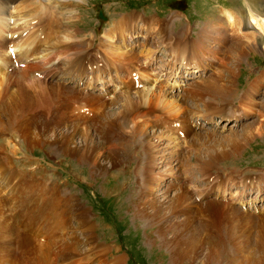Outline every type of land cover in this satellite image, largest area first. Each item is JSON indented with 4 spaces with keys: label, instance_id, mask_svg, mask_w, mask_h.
<instances>
[{
    "label": "bare ground",
    "instance_id": "1",
    "mask_svg": "<svg viewBox=\"0 0 264 264\" xmlns=\"http://www.w3.org/2000/svg\"><path fill=\"white\" fill-rule=\"evenodd\" d=\"M51 1L61 4L63 8L71 7L58 12V19L54 9L41 3L34 6L31 0L0 2V7L3 6L0 8V100L10 95L0 107V120L5 119L0 127L1 133H15L28 148L38 143L53 144L55 148L49 147V150L55 155L59 154L57 151L71 155L91 165V169L96 168V175L99 176L107 173L110 167L117 166L124 158L141 159L137 173L141 180L140 196L137 194L138 201L132 202L128 210L134 221L142 222L145 230L154 229L152 237L145 242L150 244L151 249L152 246L165 249L168 264H264V209L251 207V200L264 199V189L253 184L256 180L241 182L239 186L250 188L238 195L222 175L211 173L221 159L229 157V153H236L245 139L264 135V122L256 120L239 131L232 128L225 130L223 127V132L206 129L192 133L201 120L204 121L201 125L206 126L217 117L232 121L249 115L244 109L246 105L257 107L253 112L264 115V104L257 105L255 101L259 87L256 83H250L243 92L244 97L238 104L243 108L236 113V104L234 106L231 101V92L236 87V73L227 63L234 57L235 60L243 58L248 50L264 49V42L261 46L257 42L260 34L255 30L257 28L264 33V10L257 7L254 10L249 4V18L246 21L254 23V27L248 29L243 27L245 19L242 10L223 7L216 20H208L194 39L189 26L184 28L182 37L179 32L175 35L171 32L170 36L176 37V43L167 41V27L164 31L166 25L163 26L165 22L161 21L160 24L157 17L123 15L104 32L106 40L100 39L97 47H93L94 41L87 38L82 48L83 44L75 39L78 28L73 26L77 22L74 19L77 16L75 8L79 9L80 2L83 4L84 0ZM19 10H24V13L11 15ZM73 10V16L63 17L62 20L61 15L71 14ZM21 21L22 25L19 24ZM157 22L160 24L158 27ZM52 23L56 24V31L63 27L64 36L43 48L53 33V26L52 29L49 27ZM11 24L20 26L11 28ZM135 27L140 29L134 32L139 38L125 46L122 38L134 39L132 31ZM42 29L47 35L41 34ZM223 29L238 41L229 50L220 51V55L224 53L222 72L217 75L211 70L207 76L183 80L181 74L185 72L192 74L205 70L206 64L201 63L200 56H209L211 42L226 43L225 32L223 35L221 32ZM141 30L146 32L144 38L140 37ZM29 36L38 39V45L32 50L26 44ZM115 36H118L122 46ZM149 41H152L151 46ZM156 41L162 46L164 42L169 43L167 47L174 45L170 56L180 60L179 70L170 67V58L167 60L168 67L164 69L162 63L158 70L156 55L151 63L139 59L141 77L136 73L131 75L128 69V74L124 76L112 74V70L106 73L104 66L109 69L111 65L117 73L116 62L122 68H127V59L136 57L137 51L147 58L159 47L155 46ZM132 45L139 49L131 50ZM147 45L148 48H156L148 51ZM8 46L14 48L9 51ZM41 47L42 52L39 51ZM85 49H88L87 56L82 54ZM160 51L165 52L164 49ZM159 59L163 61L164 58L160 55ZM20 61L23 66L19 65ZM65 79L69 82H65ZM175 88L179 94L173 93ZM116 104V107H112ZM178 117L183 119L176 121ZM229 130L231 132L227 133ZM5 134L4 138L11 137ZM0 142V172H3L0 174V205L2 200L19 208L12 215H0V264H39L27 259L26 255L30 253H36L41 264L70 263L64 260L81 254L67 240L56 245L58 229L65 222L67 224L65 220L59 223V217H62L59 212L65 214L69 209H78L79 204L69 205V202L76 203L74 198H70V192H52L49 193L50 202H44V199L38 202L30 194L31 181H24L21 175L18 176L12 168L10 154L3 156L5 148L3 141ZM117 144L120 146L118 149ZM191 152L194 162L190 161ZM196 172L200 178L197 179V176L195 180L192 175ZM2 191L5 195H1ZM44 195L46 192L42 197ZM246 200L247 204L241 207L235 205L236 201L244 204ZM45 203L47 207H44ZM76 216L82 231L88 233L85 243H95L94 225L88 220L86 211L77 210ZM22 220L23 225L19 227ZM39 222L40 226L35 227ZM21 227H24L25 233H21ZM35 228L39 229V236L49 232V236L45 235L46 245L40 243L38 234L34 239L36 247L34 242H30ZM70 235L74 234L67 233V236ZM74 237L68 241H77ZM227 243L232 251L228 259L223 254V247ZM120 258L114 256L111 263L102 259L99 264H121Z\"/></svg>",
    "mask_w": 264,
    "mask_h": 264
},
{
    "label": "rangeland",
    "instance_id": "2",
    "mask_svg": "<svg viewBox=\"0 0 264 264\" xmlns=\"http://www.w3.org/2000/svg\"><path fill=\"white\" fill-rule=\"evenodd\" d=\"M1 1H4V0H0V2ZM31 2H32L31 4L34 6H38V4L41 3L50 9H54L53 11L57 15L58 19L60 18V15L58 14V12H62V9L68 10L71 7V5H68L63 8L61 4L59 5L55 2L53 3L51 0H48V1L31 0ZM217 2L227 3L226 6L229 7V9L231 8L234 10L238 8H242L243 10H245L246 7L248 9L249 4L254 10L256 9V7L264 10V4L262 3L263 2L262 0H249V1L247 0L246 4H245V0H84L83 4L82 2H80L79 4L78 8L80 10L75 8V12L77 16L74 19L77 22L74 23L73 27L78 28L77 33H76L77 37L75 39L81 42V44H83L82 48H84V43H86L85 39L92 38V40L94 41L92 46L97 47V44L100 39L104 38V40H106L107 36L104 35V32L108 28H110L114 22H116L121 17H123V15L129 16V14L132 12H135V13H132L133 17H138V15L143 14V15L148 16L147 18H151L149 17L150 15H156L158 19H164L165 20L164 22H166V23H163V25L164 24L166 25L164 27V31H165V28L167 27L166 36L168 38L167 39L168 42L171 40V42L176 43L177 40L174 39L176 37L172 38L170 36V33L172 32L175 35L179 32L181 33V35L179 36L182 37V34L184 33V28L186 26H189L191 28L190 32H191L192 38L194 39L197 36V32L203 30L202 27L205 26L208 20H211V19L216 20L215 18L217 17V15H219V12H220L219 9L221 7L217 5ZM260 4H262V6H260ZM98 9H102L103 15L106 17L105 20L101 21L97 18ZM177 10H180L181 12ZM22 13H24V10L14 11L11 13V15L14 14L13 16H15V14L20 15ZM73 14H74V10H73V13L71 14L64 13L63 15H61L62 20H63V17H67L70 15L73 16ZM242 15L245 19L243 23V27L244 28L247 27L248 29L250 27H254V23L249 24L248 21H246V19L249 18V10H248V13H245V11H243ZM37 19H35V21ZM19 24L22 25L23 21L19 22ZM20 25L11 24L10 27L13 28V27L20 26ZM49 27L50 29L54 28L53 30H51L53 33L51 34L50 39L47 40V42H45L46 44L42 46L43 48L46 46H49L52 42H58L64 36V33L62 32L63 27L59 28V31H56L55 23L50 24ZM136 30H140V29L135 27L132 33L134 34ZM255 30L259 32L260 34L261 38L257 37V42L261 46L262 42H264V33H262L260 29L255 28ZM221 32H222V35H223V32H225L224 36L226 38V43H219V41L215 40L214 42H211L209 44L210 50H212V51H209L210 52L209 56L207 55L200 56L201 63L206 64L205 70L196 71L192 74L190 73L188 74L187 72H185L181 74V77L183 80H186L187 77L189 79L190 78L195 79L198 77L196 75L200 72L202 74L207 73L206 76L211 72V70L212 71L214 70V72L217 75L220 74L219 72H222V64H223L222 61H224L222 58L224 56V53H222L223 55L222 54L220 55L221 53L220 51L225 52L229 50V47L232 44H236L238 40L234 38L233 35H229L228 30L223 29L221 30ZM38 34H40V32ZM41 34L47 35V33L43 32V29L41 31ZM140 34H141L140 37L144 38L146 32H143V30H141ZM214 35L215 34L213 33L212 39H214ZM115 38L120 43L118 36H115ZM135 38H139L138 34H134V39L132 40H129L128 38L127 39L122 38V39L125 40L124 45L128 46L133 40H135ZM48 42L50 43L48 44ZM149 42H150L149 46H151L152 41H149ZM157 43L158 42L156 41V44ZM26 44H27V47L30 48V50H32L34 47L38 45L37 37L29 36L26 39ZM167 44L164 42L165 46L164 45L162 46V44L155 45L159 47H157V50L149 53L148 55L150 56H148L147 58L142 57V55L140 56L139 54L140 52L137 51L136 57H134L132 60L127 59V63H126L127 68H122L121 65L118 62H116L115 65L117 67V73L115 72L114 70L115 67H113V65L109 66V69L106 68L104 65L103 66L106 70V73H108L107 71L112 70L114 72V73L111 72L112 74L124 76L128 74L127 73V69H128L131 75L135 72L136 74L138 73L137 74L138 77H141L142 70L139 66V63L143 60H146V62L151 63L153 58H155L157 55L158 63L156 64V66L158 70L161 69L162 63L164 64V69L168 67L167 60H169V58H170V61L172 62L170 64V67H173L172 68L173 70H176L177 68L179 70V66L181 65L180 60L173 59L170 56V54L173 52L174 45L170 44V46L167 47L168 46ZM120 45L122 46L121 43ZM42 47L39 50L40 52L43 51ZM130 47H131V50L139 49L138 46L135 47L132 45ZM147 48H148V45H147ZM153 48H156V47H150L148 48V51L149 49H153ZM160 49L161 50L164 49L165 52L163 53L162 51H160ZM217 49L219 51H217ZM87 53H88V49H85L82 52L83 55H86ZM160 55L163 56L164 58L163 61H167V62L160 61L159 59ZM72 57H75V55H73ZM240 58H239V60H241L240 62H238L239 60H235V57L234 59L233 58L229 59V62H227L229 63L228 66L234 68L235 73H236V78H235L236 87L233 90V92H231L232 93L231 100L234 99V97L239 93L238 102L241 101L244 97L243 92L246 91V88L249 86V84L256 83L259 86L256 92V95H255L256 104L257 105L264 104V76H261V73H264V49L257 50L255 48V49L248 50L244 54L243 58L242 59ZM135 59L137 60V62ZM131 61H133L134 63L132 64ZM61 62H62L61 67L64 68L65 67L64 62L63 61ZM109 62L110 64L112 63V61H109ZM148 65L149 64L147 63V66ZM90 66L92 67L93 65H90ZM168 69L171 70V68H168ZM257 80H260L262 82L260 83ZM65 82H69V80L65 79ZM165 88L167 87H164V89ZM12 89H14V87ZM112 90L114 92V86L112 87ZM173 93L179 94L176 88ZM8 97H10V95ZM5 99L0 100V107L4 104L3 101ZM234 102H236L235 99H234ZM234 102L232 101V104H234L235 106ZM113 106L116 107L117 104L112 105V107ZM236 106H235V109H236L235 111L238 114V112H241V109L243 107H239V106L236 107ZM244 109L247 112H249V115L246 114L245 117H240V119H235L232 121H226V120H223L222 118L220 119L223 121H221L220 119H217L218 121L214 119V121L208 124L209 126L201 125L204 123V121L201 120V122L198 123L196 130H194L192 133L201 132L206 129L208 130L210 129L214 131L221 130V132H223L221 129L223 127L225 130L228 128H232V130L236 129L239 131L244 126L254 123V121L256 120H259L260 122H264V115H258L253 112V110L257 109V107L246 105ZM182 119L183 117H178L176 121L178 120L181 121ZM176 121L175 123H177ZM2 122L4 123L5 119L4 121L3 119L0 120V127L1 125H3ZM214 124L215 126H213ZM230 132L231 130L227 131V133H230ZM5 133H8L9 135H11V137H7L8 139L4 138V136H6ZM0 141H3L4 148H5V150L2 151V154H4L3 156H5V154L6 156L10 154L12 161L10 159L9 160L11 161L13 165L12 168L17 171L18 176L21 175L22 177L20 178H23L24 181H27V180L31 181V189H30L31 193L30 194L35 199H37L38 202H41L43 199H44V202H50V194L52 192H58L61 194L64 192L66 193L70 192L71 194L70 198H74L76 200V203L71 204L69 202V205L79 204L78 209L77 208L69 209L65 214L63 212H59V216L60 215L62 216V217H59V220H58L59 223L61 224L62 221L65 220L67 221V224L65 222L63 224L64 226L62 225V227L58 229L59 231H57L56 233V238L57 236H59L60 241L55 240L56 245L63 244L67 240V243L72 244L76 248L75 249L76 252L79 251L78 253L81 254L79 256H76V255L72 256V258L70 257L66 258L64 260L65 263H68L71 261L68 264H75V263L76 264H79V263L80 264L81 263L82 264H99L101 262L100 260L102 259H107L111 263L114 259V256H120L121 258L119 262L121 264L123 263L124 264H168V254L165 249L159 248L157 246L156 247L152 246V249H151L150 244L145 242L147 238H148L147 240H149V238L152 237V235L154 234V229L145 230L143 228L142 222L140 220L134 221V219L132 218L133 217L132 213H130V211L128 210L129 207L132 205L131 204L132 202L138 201V198L140 196L139 194L141 191V187L139 188L140 183H141V180H139L140 175L137 173H139L138 168H140L141 166L140 164L142 162H141V159H138L137 157H135V152L133 153V157L135 158L130 157L129 160L128 158H124V160L121 163H119L117 166L110 167L107 173L99 176V175H96V168L91 169V165L85 162L82 163L71 155L63 154L59 151H57L59 154L55 155L51 150H49V147L55 148L53 144L38 143L37 145H33V147L31 146L28 148L22 138H20L15 133L10 132V131H6L2 133L0 131ZM245 141L246 143L248 141V143L245 144ZM15 145L17 147H15ZM119 147L120 146L117 144V149ZM240 147L241 148L238 149L239 151L237 150L236 153L235 152L229 153L230 155L229 157H224L218 162V164H216L217 166H215V168L211 169L212 170L211 173L213 175H217V174L222 175L224 178V181L227 182L228 185L234 191V193H237L238 195H242L243 193H246L250 188V187L244 188L242 186H239L238 184H240L241 182L247 183V179L251 177V175H256L260 173V170L264 168V135H255L252 139H249V140L245 139L243 144ZM192 152L190 154V161L194 162V155ZM50 155H52L53 157H51ZM0 157H1V153H0ZM125 159H127V161ZM194 168L196 167L194 166ZM2 173L3 172H0V174ZM263 173H264V170L261 171V175ZM198 175H199L198 172H196V174H193L192 176L196 180V177ZM253 180H256L254 181L255 183H253L254 185L260 186L262 190L264 189V178L263 179L257 178L256 176V178ZM168 182L169 181H167V183ZM2 192H1V195H5V192L4 191ZM45 192H46V196L44 195L45 197H42V194ZM252 197H253V192L250 193V198ZM104 200L108 206L110 204L111 206L108 208H105L106 206L104 205ZM251 201H252L251 207L255 208L256 210L264 209V208H261L264 204L263 198L259 200L255 199ZM1 204L3 206L0 205V212L2 213V214L0 213V215H3V214L12 215L16 210L19 209L16 205H8L7 202L4 203V201L2 200H1ZM36 204L39 207L41 206L40 203L36 202ZM245 204H247V200L244 202V204L240 203L239 201H236L235 203V205L238 207L239 206L241 207L242 205H245ZM44 207H47V203H45ZM77 210H85L88 220L93 223L94 225L93 232L96 236L95 243H92L89 240H88L89 243L87 242L85 243V238L87 239L88 233L84 230L85 232L84 234V232L82 231V228L78 225V220H77L78 217L76 216ZM105 211H108V212H105ZM8 220L11 223L10 218H8ZM40 224H41L40 222L37 223L35 227H39ZM22 225H23V220L19 224V227ZM20 231L21 233L26 232V230H24V227H21ZM38 231L39 229L35 228L33 236L30 238V242L32 243L34 242L33 243L34 246L36 245L35 243L36 241L34 240L36 234H38V239H40V243L42 244H45L44 241L46 242L45 235L49 236L48 234L49 232H47V234L43 232L44 234L39 236L40 233H38ZM27 233L30 234V232H27ZM67 233L68 234L73 233L76 236L77 241H68V240H72V236L73 238L75 237L74 235L67 236ZM226 245L223 247V254L225 255V258L228 259L231 256L232 251H230L231 246H228V243ZM33 248L31 249L35 251ZM99 250H102L100 251L102 253H100ZM89 251H92L93 254L92 252H90L89 255L88 254L83 255L84 252L87 253ZM100 254H101V257L99 256ZM26 257L30 261H36L39 264L42 263V261L39 259L36 253L27 254ZM46 264H49V263L46 262Z\"/></svg>",
    "mask_w": 264,
    "mask_h": 264
}]
</instances>
